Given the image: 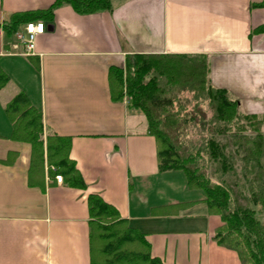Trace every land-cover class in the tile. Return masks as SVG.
<instances>
[{"label": "crops", "instance_id": "1", "mask_svg": "<svg viewBox=\"0 0 264 264\" xmlns=\"http://www.w3.org/2000/svg\"><path fill=\"white\" fill-rule=\"evenodd\" d=\"M54 1L0 0V22ZM261 1L115 0L112 11L92 14L63 5L29 56L5 49L0 26V66L10 76L0 90V264H90V194L145 233L165 264H242L213 241L221 219L208 213L204 192L181 170H159L145 115L128 98L112 100L108 73L136 53L205 56L211 85L262 116L264 32L254 31L264 24ZM18 91L41 111L45 132L72 138L86 188L58 183L47 167L29 183L31 145L10 138L5 113ZM184 202L192 205L177 210Z\"/></svg>", "mask_w": 264, "mask_h": 264}, {"label": "trees", "instance_id": "2", "mask_svg": "<svg viewBox=\"0 0 264 264\" xmlns=\"http://www.w3.org/2000/svg\"><path fill=\"white\" fill-rule=\"evenodd\" d=\"M63 5L92 14L112 11L115 0H55L47 9L13 13L0 22L5 49L10 50L22 25L52 22L54 10ZM255 6L264 7V0ZM254 31L264 32V24ZM108 80L113 101L128 97L145 115L148 133L156 140L159 170H181L190 188L204 192L208 213L221 219L213 241L236 251L243 264H264V115L244 113L238 99L213 87L205 56L131 54L123 67L109 69ZM9 82L0 66V90ZM5 113L12 125L10 138L31 145L30 184L44 178L47 167L50 177L62 174L72 186L86 188L70 157L72 138L45 132L41 111L23 91L6 104ZM88 208L90 264H165L152 254L146 234L100 195L88 196Z\"/></svg>", "mask_w": 264, "mask_h": 264}, {"label": "built area", "instance_id": "3", "mask_svg": "<svg viewBox=\"0 0 264 264\" xmlns=\"http://www.w3.org/2000/svg\"><path fill=\"white\" fill-rule=\"evenodd\" d=\"M45 24L42 20L30 21L20 27L15 33L13 41L11 42L10 51L29 56L35 53V39L38 35L45 32ZM52 169H55L52 167ZM55 180L58 183L63 181L62 174H56Z\"/></svg>", "mask_w": 264, "mask_h": 264}, {"label": "rangeland", "instance_id": "4", "mask_svg": "<svg viewBox=\"0 0 264 264\" xmlns=\"http://www.w3.org/2000/svg\"><path fill=\"white\" fill-rule=\"evenodd\" d=\"M189 97H191V95L189 94ZM125 98H128V97H125ZM129 99V98H128ZM129 101H130V99H129ZM192 104H194V103H192ZM192 104H190V105H192ZM192 107V106H191ZM205 108H206V110H208V107L207 106H205ZM201 109H202V106H201ZM204 109V108H203ZM205 111V110H204ZM210 113V112H209ZM204 115V114H203ZM208 117V116H207ZM261 131H262V133H263V135H264V124H262L261 125ZM261 162H262V164H263V166H264V145H263V155H262V158H261ZM262 217H264V216H262ZM227 248V247H226ZM230 249V248H229ZM232 250V249H231ZM236 252V251H235ZM237 253V252H236ZM238 255V254H237ZM239 257V256H238ZM241 261V260H240ZM242 263V262H241ZM243 264V263H242Z\"/></svg>", "mask_w": 264, "mask_h": 264}]
</instances>
